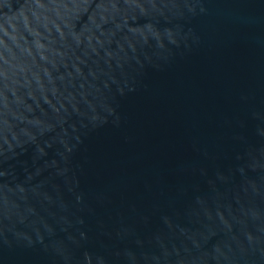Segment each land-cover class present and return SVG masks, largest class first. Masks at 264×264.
I'll use <instances>...</instances> for the list:
<instances>
[{
    "label": "water",
    "instance_id": "95a60500",
    "mask_svg": "<svg viewBox=\"0 0 264 264\" xmlns=\"http://www.w3.org/2000/svg\"><path fill=\"white\" fill-rule=\"evenodd\" d=\"M0 264H264V0H0Z\"/></svg>",
    "mask_w": 264,
    "mask_h": 264
}]
</instances>
